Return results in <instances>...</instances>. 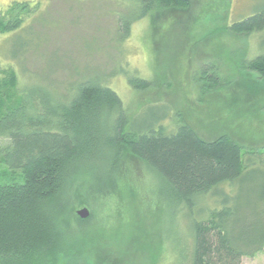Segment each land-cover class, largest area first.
<instances>
[{"label": "trees", "instance_id": "trees-1", "mask_svg": "<svg viewBox=\"0 0 264 264\" xmlns=\"http://www.w3.org/2000/svg\"><path fill=\"white\" fill-rule=\"evenodd\" d=\"M137 6L130 17L119 18L121 37H128L137 21L147 17L156 26L158 14L187 11L191 4L137 0ZM16 9L1 14L0 33L20 24V19L11 23ZM226 29L264 32V8ZM238 66L243 79L240 90H234L237 97L242 91L257 96L264 84V53ZM210 70L197 80L200 101L229 83L216 68ZM128 83L141 91L154 87L152 80L136 76ZM27 104L15 70L0 69V136L9 140L0 148V264H115V249L130 243L137 255L148 252L151 264H175L165 262L166 243L153 238L152 225L140 220L123 226L122 212L131 207L126 199H136V191L124 189L123 179H117L125 155L151 173L148 183L156 184V191L150 192L174 210L186 230L179 234L177 264H242L243 257L264 253V178L252 181L245 194L223 189L247 179L248 157L255 156L229 133L204 138L181 113L172 131L164 124L169 112L134 123L116 91L90 80L59 105L36 104L34 114H28ZM76 180L86 194L69 198L67 188ZM147 205L145 220L152 217ZM80 206L90 209L89 217L76 214ZM103 208L113 212L112 218L100 215Z\"/></svg>", "mask_w": 264, "mask_h": 264}, {"label": "rangeland", "instance_id": "rangeland-1", "mask_svg": "<svg viewBox=\"0 0 264 264\" xmlns=\"http://www.w3.org/2000/svg\"><path fill=\"white\" fill-rule=\"evenodd\" d=\"M222 2L225 0H190L187 11L165 10L158 14L156 26L147 17L133 23L130 35L124 38L119 18L136 12L137 0H0V17L17 8L11 23L21 20L12 30L0 33V69L15 70L19 88L28 99V114H34L36 104L49 105L48 100L49 107L65 102L80 83L90 80L116 91L134 123L169 112L164 124L172 131L177 113H181L204 138L229 133L255 150V156L248 157L247 179L223 188L245 194L252 181L262 182L260 178H264V84L257 96L242 91L239 99L234 90L242 86L239 61L264 53V32L233 34L226 26L263 9L264 0H227L228 5ZM210 68H216L229 83L216 87L200 101L197 80L203 72L211 73ZM133 76L152 80L154 87L135 89L128 83ZM8 143L0 136V148ZM117 179H123L119 183L124 189L136 191L134 203L126 199L131 207L122 212L123 226L140 220L146 227L152 225L153 238L166 243L165 262L177 264L179 234L186 230L174 210L165 209L157 194L150 192L156 191V184L148 183L151 173L125 155ZM78 183L76 180L67 188V197L86 194ZM208 199H202V203ZM145 201L152 209L148 214L152 217L146 220L142 216ZM112 213L107 208L100 211L104 217ZM135 249L131 243L127 248L115 249V264H128L131 259V264H151L148 257L145 259L148 252L138 256ZM126 250L130 252L126 254ZM242 264H264V253L243 257Z\"/></svg>", "mask_w": 264, "mask_h": 264}, {"label": "water", "instance_id": "water-1", "mask_svg": "<svg viewBox=\"0 0 264 264\" xmlns=\"http://www.w3.org/2000/svg\"><path fill=\"white\" fill-rule=\"evenodd\" d=\"M76 214L82 218V219H85L87 218L89 215H90V210L87 208V207H84L82 209H78L76 211Z\"/></svg>", "mask_w": 264, "mask_h": 264}]
</instances>
